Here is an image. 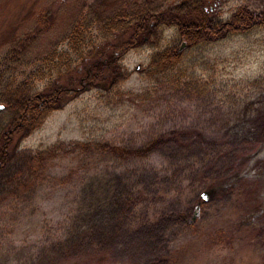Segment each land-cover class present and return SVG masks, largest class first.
Segmentation results:
<instances>
[{
	"label": "rangeland",
	"instance_id": "rangeland-1",
	"mask_svg": "<svg viewBox=\"0 0 264 264\" xmlns=\"http://www.w3.org/2000/svg\"><path fill=\"white\" fill-rule=\"evenodd\" d=\"M165 1L0 0V79L35 95L61 66H78L76 27L87 52L104 41L97 20L184 2ZM207 1L211 22L264 15V0ZM39 26L48 31L35 36ZM181 44L176 26H161L125 54L127 81L83 93L22 140L0 176V264H264V116L246 117L255 137L230 130L247 105L264 103V26L185 52L174 74L202 92L147 76L156 52ZM53 54L59 59L48 62ZM161 139L140 155L93 148L143 152ZM82 143L92 148L36 160L53 146Z\"/></svg>",
	"mask_w": 264,
	"mask_h": 264
},
{
	"label": "trees",
	"instance_id": "trees-1",
	"mask_svg": "<svg viewBox=\"0 0 264 264\" xmlns=\"http://www.w3.org/2000/svg\"><path fill=\"white\" fill-rule=\"evenodd\" d=\"M181 1L184 2L165 12L146 3L140 10L134 8L131 11L120 12L116 18L97 20L96 16V19L92 21L97 20L104 26L102 31L105 37L101 46H94L87 52L81 51L80 27H76L71 38V49L78 55V66L73 67L68 63L61 66L56 70V77L47 84L45 89L35 95H31L24 84L0 79V105L4 106V110L0 111V176L17 156L22 140L39 129L51 113L62 110L70 101L77 99L85 92L93 89L111 92L119 84L127 81L130 73L121 65L125 54L153 41L161 26H176L182 44L156 52L146 72L147 76L151 79L162 76L172 78L188 90L197 92H202L205 87L200 86L193 78L185 81L181 73L174 74L187 50L205 47L230 38L232 35H241L255 30L256 27L264 26L263 14L247 11L234 14L228 22H211L205 8L207 0ZM49 26L44 28L39 26L35 36L47 32ZM30 36L34 37V35ZM184 43L185 48L181 50ZM57 59L53 54L46 60L55 62ZM258 105L257 110H252L256 104L245 107L244 114H246L243 119L234 129H230L231 132L234 131L233 134L239 133L238 137H243L245 133H249L247 137H255L257 131L251 124L252 121H247L246 117L253 111L257 112V117L264 116V103ZM233 106L236 108L238 105L233 104ZM228 111V115H232L233 107L230 106ZM227 129L229 130V127ZM164 142L166 140L163 139L155 141L143 152L132 150L127 152L108 143L95 144L93 148L97 152L109 151L113 155H140L158 148ZM69 147L83 152L92 148L89 143L56 145L37 154L36 160L43 162L49 158H55L58 153ZM208 194L210 196V193ZM180 216V222L186 223L188 216Z\"/></svg>",
	"mask_w": 264,
	"mask_h": 264
},
{
	"label": "water",
	"instance_id": "water-1",
	"mask_svg": "<svg viewBox=\"0 0 264 264\" xmlns=\"http://www.w3.org/2000/svg\"><path fill=\"white\" fill-rule=\"evenodd\" d=\"M185 48V44L182 46L181 50H183ZM4 110V106H0V111ZM203 200L206 201L207 200V194H203Z\"/></svg>",
	"mask_w": 264,
	"mask_h": 264
},
{
	"label": "bare ground",
	"instance_id": "bare-ground-1",
	"mask_svg": "<svg viewBox=\"0 0 264 264\" xmlns=\"http://www.w3.org/2000/svg\"><path fill=\"white\" fill-rule=\"evenodd\" d=\"M241 153H242V152H241ZM234 154H235V153H234ZM239 154H240V153H239ZM243 157H244V156H243ZM227 159H228V158H227ZM227 159H226V160H227ZM232 161H233V160H232ZM238 161H239V160H238ZM228 164H230V165H231V162H230V163H228ZM228 164H226V165H228ZM226 165H225V166H226ZM233 166H234V165H233ZM241 166H242V164H241ZM222 167H223V166H222ZM238 168H239V167H238ZM233 169H234V168H233ZM226 170H227V169H226ZM236 171H237V169H236ZM244 182H246V181H244Z\"/></svg>",
	"mask_w": 264,
	"mask_h": 264
}]
</instances>
